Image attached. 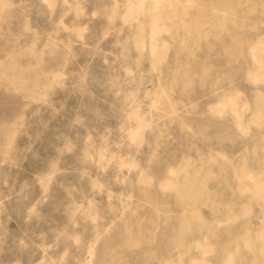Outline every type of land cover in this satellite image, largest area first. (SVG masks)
<instances>
[{"label": "rangeland", "instance_id": "rangeland-1", "mask_svg": "<svg viewBox=\"0 0 264 264\" xmlns=\"http://www.w3.org/2000/svg\"><path fill=\"white\" fill-rule=\"evenodd\" d=\"M0 264H264V0H0Z\"/></svg>", "mask_w": 264, "mask_h": 264}, {"label": "bare ground", "instance_id": "bare-ground-1", "mask_svg": "<svg viewBox=\"0 0 264 264\" xmlns=\"http://www.w3.org/2000/svg\"><path fill=\"white\" fill-rule=\"evenodd\" d=\"M207 38H208V37H207ZM238 44H239V43H238ZM255 52H256V51H255ZM261 52H262V51H261ZM253 62H254V61H253ZM257 62H258V61H257ZM260 62H261V61H260ZM258 64H259V63H258ZM258 64H257V65H258ZM255 65H256V64H255ZM247 188H248V187H247ZM259 193H260V192H259Z\"/></svg>", "mask_w": 264, "mask_h": 264}]
</instances>
